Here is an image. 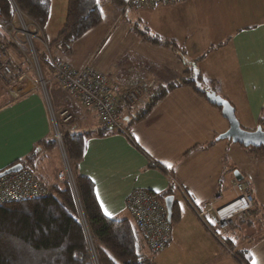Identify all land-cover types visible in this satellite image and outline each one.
Masks as SVG:
<instances>
[{"label":"crops","instance_id":"0c3cea01","mask_svg":"<svg viewBox=\"0 0 264 264\" xmlns=\"http://www.w3.org/2000/svg\"><path fill=\"white\" fill-rule=\"evenodd\" d=\"M103 2L97 0L101 23L69 47L51 46L50 55L72 69L90 63L119 85L139 87L141 96L121 114L126 133L110 130L99 136L94 110L71 94L53 95L57 112L73 111V121L62 132L88 134L73 174L93 182L102 212L114 218L131 219L125 198L134 189L155 194L171 189L177 220L168 245L153 258L155 264H242L237 253L248 264H264V160L217 140L228 129L218 107L192 88L179 86L142 120L132 121L156 88L179 81L189 67L229 102L235 116V102L251 111L258 127L264 106V0H188L136 10L132 18L113 0ZM64 19L59 20L60 30ZM48 22L49 16L45 27ZM155 39L162 43L150 41ZM16 92L0 82V172L28 165L34 151L33 167L43 171L39 162L50 153L44 142L52 137L43 99L38 93ZM60 170L54 175L43 171L46 183H54ZM168 176L181 190L168 183ZM237 182L251 193L256 215L233 217L220 242L204 223L213 224L212 216L201 219L193 207L200 210L208 203L217 210L231 204L239 197Z\"/></svg>","mask_w":264,"mask_h":264},{"label":"trees","instance_id":"16d2710c","mask_svg":"<svg viewBox=\"0 0 264 264\" xmlns=\"http://www.w3.org/2000/svg\"><path fill=\"white\" fill-rule=\"evenodd\" d=\"M14 1L19 9L34 19L45 32L50 1ZM113 3L117 8H122L124 0H113ZM0 15L4 21L10 18L8 0H0ZM101 21L102 14L97 0H67L62 29L53 40H46L49 49L51 46L69 47L86 32L97 27ZM1 39L3 38L0 35ZM150 41L154 44L162 43L158 39ZM163 44L170 46L169 43ZM43 62H46L44 56ZM183 75L184 77L175 83L156 88L149 103L132 121L146 117L153 107L176 87H190L203 98H206L208 91L214 92L206 86L200 76H194L189 67ZM263 111L264 106L262 113ZM259 123L260 119L258 125ZM110 130L100 128L97 134L103 136ZM87 137L88 134L63 132V146L72 170L83 156ZM44 143L47 146H55L52 140ZM239 147L254 160H264V146ZM34 152L27 159L26 167L31 169L36 157ZM24 164L20 163L21 167L25 166ZM74 180L79 207L68 186H56L55 183H48L50 186L48 185L46 194L41 198L0 205V264H155L151 256L153 253L146 250L133 221L105 215L96 200L93 182L85 176L74 175ZM171 194L169 189L163 196ZM176 212L174 203L170 226L177 220ZM249 213L251 216L256 215L253 209H250ZM235 256L242 264H248L240 253Z\"/></svg>","mask_w":264,"mask_h":264},{"label":"built area","instance_id":"2783aa9c","mask_svg":"<svg viewBox=\"0 0 264 264\" xmlns=\"http://www.w3.org/2000/svg\"><path fill=\"white\" fill-rule=\"evenodd\" d=\"M186 1L188 0H124L122 11L153 9ZM8 2L11 9L10 18L4 21L0 15V35L3 38L0 40V79L10 82L12 87L24 92L22 95L31 92L41 95L52 124V140L57 145L63 165L56 173L54 183L68 186L79 207L76 184L64 150L61 131L73 121V111L71 108H65L57 112L52 102V94H71L75 101L94 110L101 129L126 133L121 125V114L135 104L141 90L137 86L119 85L105 72L94 69L90 63L79 69H72L55 61L50 55L39 24L23 13L14 0ZM35 44H38L40 49ZM40 50L49 56V76L42 65ZM26 83L29 85L26 86ZM258 126L264 131V111ZM155 167L162 171L159 166ZM3 172H0V205L41 198L50 186L40 173L26 166L15 172ZM168 183L181 190L179 183L171 176H168ZM235 188L239 197L223 208L216 210L208 203L202 204L200 210L193 207L201 219L207 214L212 216L211 226L204 223L209 233L220 242L230 228L233 217L246 215L252 208V198L245 184L237 182ZM164 194L134 189L125 198V208L139 236L146 248L153 253L165 249L170 241L171 226L167 219ZM78 212L81 214L80 209Z\"/></svg>","mask_w":264,"mask_h":264},{"label":"rangeland","instance_id":"374dc122","mask_svg":"<svg viewBox=\"0 0 264 264\" xmlns=\"http://www.w3.org/2000/svg\"><path fill=\"white\" fill-rule=\"evenodd\" d=\"M49 1H50L49 22L46 25V27L44 28L45 33L48 35L47 38H46V36L44 34V38L47 41L49 40V37L50 36L54 37V35L60 30L61 26L59 24V20H62V19L65 18L66 9H67V0H49ZM102 3L104 4L103 0H102ZM135 11L136 10H132V9L131 10H128L127 18H132L134 16V12ZM35 46H37V48L40 49V46L38 44H35ZM53 50H54V48L51 47L50 48L51 54L53 53ZM39 53L41 54L42 65L45 68V71L48 72V73H51V71L49 69V66H48L49 56L47 54H45L42 50H40ZM43 53H44V55H43ZM43 56H44V60L46 62H43ZM0 82H2V84L7 85V87H10L11 86L10 85V82H8V81H4V80L0 79ZM17 91L18 92H16V94H15L17 96H19V95H21V94L24 93V92H20L19 90H17ZM31 93H35V92H31ZM58 94L61 95V96H63L62 94L55 92V94L54 93L52 94V97H53V95H58ZM17 96H12L11 95V98L13 99L14 97L16 98ZM140 96L137 98V100H139ZM53 100H54V97H53ZM53 100H52V102H53ZM146 103H147V101H144V104L142 105V107L140 109H143L145 107ZM235 103H236L235 104L236 105L235 106L236 107L235 109L237 110L236 117H237L238 121L240 122L239 124H240L241 128L244 129V130H247V131H253V130H255L257 128V124H256L255 117H253L251 115V111H249L247 108H243L237 102H235ZM54 109H55V106H54ZM49 124H50V129H51V134H52V124H51V122H49ZM51 140H52V137H51ZM47 148L50 149L49 151H50L51 154L48 152L45 155V157L43 155L42 158H41V160H40V162H39L40 164L38 166L40 168H43L42 170L44 172L45 171H48V173L54 175L55 174V171L58 168H61V169L63 168V165H62V162H61L59 153L57 151L58 150L57 145L56 144H55V146L49 145V146H47ZM54 156H56V157H54ZM69 165H70V163H69ZM70 169H71V172L73 174V170H72L71 166H70ZM33 170H36V169L33 167ZM36 171L42 175V172L43 171H41L40 169H39V171H38V169ZM73 176H74V174H73ZM56 186H62V185H56ZM250 195H251V193H250ZM251 198H252V195H251ZM122 217H124V216H121L120 215L118 219H122ZM156 255H157V253L151 254L152 258H154Z\"/></svg>","mask_w":264,"mask_h":264},{"label":"water","instance_id":"95a60500","mask_svg":"<svg viewBox=\"0 0 264 264\" xmlns=\"http://www.w3.org/2000/svg\"><path fill=\"white\" fill-rule=\"evenodd\" d=\"M206 100L218 108L222 118L227 122L228 129L223 134L219 135L217 140H228L233 144H237L244 148L264 146V131L258 126L253 131H247L241 128L236 116L234 108L225 99L216 95L214 92L206 93ZM21 168L20 164L12 166L3 172V174L15 172ZM237 181H241V176L238 172H234ZM175 203L174 196L169 195L164 198V205L167 211V219L170 221L173 204Z\"/></svg>","mask_w":264,"mask_h":264},{"label":"bare ground","instance_id":"6f19581e","mask_svg":"<svg viewBox=\"0 0 264 264\" xmlns=\"http://www.w3.org/2000/svg\"><path fill=\"white\" fill-rule=\"evenodd\" d=\"M6 83V82H5ZM130 108V107H129Z\"/></svg>","mask_w":264,"mask_h":264}]
</instances>
